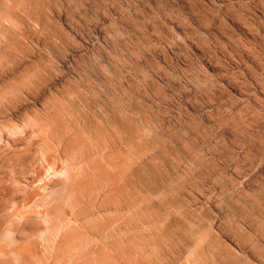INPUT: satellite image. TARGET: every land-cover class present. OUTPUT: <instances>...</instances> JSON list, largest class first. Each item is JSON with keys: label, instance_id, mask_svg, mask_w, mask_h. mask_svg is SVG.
I'll use <instances>...</instances> for the list:
<instances>
[{"label": "rangeland", "instance_id": "374dc122", "mask_svg": "<svg viewBox=\"0 0 264 264\" xmlns=\"http://www.w3.org/2000/svg\"><path fill=\"white\" fill-rule=\"evenodd\" d=\"M0 264H264V0H0Z\"/></svg>", "mask_w": 264, "mask_h": 264}]
</instances>
